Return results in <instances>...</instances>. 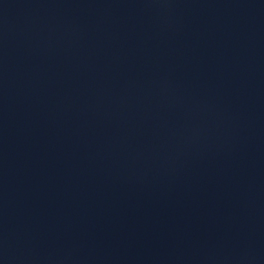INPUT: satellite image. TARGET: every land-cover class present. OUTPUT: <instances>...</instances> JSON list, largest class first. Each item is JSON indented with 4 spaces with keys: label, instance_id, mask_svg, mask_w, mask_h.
<instances>
[{
    "label": "water",
    "instance_id": "water-1",
    "mask_svg": "<svg viewBox=\"0 0 264 264\" xmlns=\"http://www.w3.org/2000/svg\"><path fill=\"white\" fill-rule=\"evenodd\" d=\"M0 264H264V0H0Z\"/></svg>",
    "mask_w": 264,
    "mask_h": 264
}]
</instances>
